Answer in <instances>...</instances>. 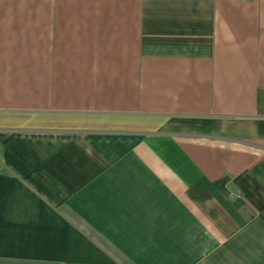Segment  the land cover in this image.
Returning a JSON list of instances; mask_svg holds the SVG:
<instances>
[{"label":"crops","instance_id":"0c3cea01","mask_svg":"<svg viewBox=\"0 0 264 264\" xmlns=\"http://www.w3.org/2000/svg\"><path fill=\"white\" fill-rule=\"evenodd\" d=\"M0 264H264V0H0Z\"/></svg>","mask_w":264,"mask_h":264}]
</instances>
